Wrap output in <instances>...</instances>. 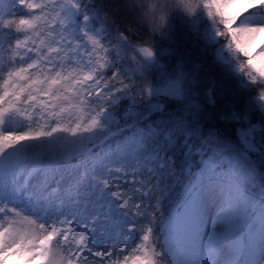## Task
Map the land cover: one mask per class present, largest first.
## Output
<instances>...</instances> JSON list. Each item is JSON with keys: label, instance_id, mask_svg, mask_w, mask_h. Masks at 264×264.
Segmentation results:
<instances>
[{"label": "snow or ice", "instance_id": "1", "mask_svg": "<svg viewBox=\"0 0 264 264\" xmlns=\"http://www.w3.org/2000/svg\"><path fill=\"white\" fill-rule=\"evenodd\" d=\"M130 10L0 0V264H264V0Z\"/></svg>", "mask_w": 264, "mask_h": 264}, {"label": "trees", "instance_id": "2", "mask_svg": "<svg viewBox=\"0 0 264 264\" xmlns=\"http://www.w3.org/2000/svg\"><path fill=\"white\" fill-rule=\"evenodd\" d=\"M95 5V10L102 15H107L110 29L119 30H131L134 33H143V29L139 26L136 20V13L134 10H130V4L132 0H92ZM173 27V35L171 41L163 40L161 37H157L154 41L161 49L174 50L177 54L187 55L191 58L193 63H198L195 55L194 46L189 37L190 26L189 22L180 14H175L171 19ZM259 49H257L258 51ZM168 63H171L169 60ZM234 95L229 93V96ZM231 101L221 96L217 107L224 108L230 107ZM222 124L224 122H221ZM224 131L231 134L232 128L224 125Z\"/></svg>", "mask_w": 264, "mask_h": 264}, {"label": "rangeland", "instance_id": "3", "mask_svg": "<svg viewBox=\"0 0 264 264\" xmlns=\"http://www.w3.org/2000/svg\"><path fill=\"white\" fill-rule=\"evenodd\" d=\"M163 40H168V42L171 41L168 37H161ZM11 259V258H10ZM11 264H16L15 260H11Z\"/></svg>", "mask_w": 264, "mask_h": 264}]
</instances>
